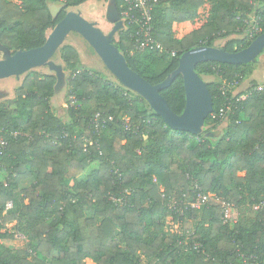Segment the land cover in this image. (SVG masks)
<instances>
[{
  "label": "trees",
  "instance_id": "1",
  "mask_svg": "<svg viewBox=\"0 0 264 264\" xmlns=\"http://www.w3.org/2000/svg\"><path fill=\"white\" fill-rule=\"evenodd\" d=\"M18 1L0 0V42L12 51L39 47L65 12L53 18L47 0ZM54 1L78 6L87 0ZM205 1L151 0L153 35L161 50L133 51L131 27L114 43L128 65L155 84L177 67L184 51L243 34L249 14L264 31V0H214L205 24L174 38L172 23L195 20ZM117 5L121 12V0ZM250 42L230 38L223 47L236 51ZM61 52L66 66L77 63L73 47ZM144 54L171 58L146 75L140 70ZM195 70L217 78L207 83L213 109L205 126L211 130L226 121L220 137L172 129L140 95L87 69L68 80L72 101H66L63 120L50 102L55 78L27 74L14 99L0 103V136L6 141L0 149V174H6L0 180V229L15 222L14 232H0V239L19 234L27 242L18 249L0 243V264H85L86 258L94 264H143L141 256L146 264H224L236 260L237 248L264 258L262 212L251 209L264 200V90L244 100L238 98L250 87L233 93L250 73V63L206 61ZM160 93L174 112L183 110L181 76ZM92 100L96 105L88 107ZM228 104L223 118L213 117ZM96 111L113 116L98 131L90 125ZM84 139L93 143L84 145ZM194 185L212 195L198 211L188 206ZM221 200L241 208L243 216L222 223ZM167 217L180 224L179 232L165 230ZM193 240L206 254L186 247L184 242Z\"/></svg>",
  "mask_w": 264,
  "mask_h": 264
},
{
  "label": "water",
  "instance_id": "2",
  "mask_svg": "<svg viewBox=\"0 0 264 264\" xmlns=\"http://www.w3.org/2000/svg\"><path fill=\"white\" fill-rule=\"evenodd\" d=\"M104 17L86 19L78 6H68L65 2L47 0V7L51 16L56 17L61 10L65 12L63 18L46 32L45 42L36 48L12 51L0 42V80L14 77L16 84L11 87L0 85V101L9 99L14 94V87L22 84L26 75L41 66H47L55 78L54 93L50 99L52 106L61 105L67 90V72L65 62L53 61L52 57L63 45L73 47L67 40L69 33L79 34L101 58L105 67L123 87L140 95L148 104V110L159 115L172 129L202 134L204 137L217 138L223 135L227 122H222L217 128L206 130L205 121L213 109V99L208 90V79H203L195 70L199 63L216 61L228 64H246L256 61V57L264 50V31L259 33L244 48L236 51L224 49V43L230 39H241L239 34H230L211 45H198L184 51L178 57L177 67L161 82L152 84L137 71L132 69L124 53L114 43L119 40V33L127 30L125 19L121 17L117 0L105 1ZM73 42V41H72ZM257 69L256 76L243 81L236 92L247 90L253 84L264 85L262 75ZM181 76L185 93V105L180 113L174 112L160 91L168 87L175 77ZM245 83V86L243 85Z\"/></svg>",
  "mask_w": 264,
  "mask_h": 264
},
{
  "label": "rangeland",
  "instance_id": "3",
  "mask_svg": "<svg viewBox=\"0 0 264 264\" xmlns=\"http://www.w3.org/2000/svg\"><path fill=\"white\" fill-rule=\"evenodd\" d=\"M7 1H13L17 4H20V1H18V0H7ZM105 1L106 0H87L86 2L80 4L79 9L82 12V16H84L86 19H89V20H91L93 18L98 19V17L103 18L104 17V10L106 7ZM213 2H214V0H206L205 3L200 7L201 9H199L198 17L195 19L199 23V25L197 27H199V26L201 27L203 24H205L208 21L210 15H211V7H212ZM240 36H242V35H240ZM218 39H220V38H217L216 41ZM67 40H69V41L72 40L73 42L71 41V44L80 51V54L77 53V55H78L77 63L71 65L70 67L66 66V64H65V70L68 74L67 75V81L69 80L71 74L74 71L87 69V70H91V71L96 72L103 79H106L107 81H110L113 84H118L117 80L114 78L112 73L105 67L101 58L97 55V53L93 50V48L79 34L71 32L67 36ZM64 46H66V45H63L62 47H64ZM62 47L52 57L53 61H55V62L61 61V59H62V55H61ZM169 58H171L170 55L167 56V60L165 61V60H160L153 55L144 54V55L140 56V59H141L140 70H142L146 75H150L152 73L158 72L163 67H165V65L169 61L168 60ZM250 69H251L250 73L249 72L246 73L243 81H246L248 78L253 77L256 74L257 69L260 70V72H261V74L257 73V75L258 76L262 75V73L264 72V50L256 57L255 62L250 63ZM45 72L50 73L48 67L47 66H41V67H38V68L30 71L28 74L33 75V74L37 73V74L45 75L46 74ZM201 77L203 79H208L210 81H216L217 80L216 76H214V75H204L203 74V75H201ZM242 82L238 85V87L236 89H233V93H236L237 89H239ZM6 84L8 85V87L9 86L13 87L16 84L15 78L11 77V78L0 80V85L3 86ZM19 85L20 84H18L14 87V92H15V89ZM243 85L245 86V83ZM256 85H260V84H256ZM12 99H14V94L9 99L1 100L0 103L10 101ZM67 99L72 101L71 97L68 96V87H67L66 93H65L64 98H63V103L60 102L61 105H58L55 107L52 106V109H54L56 111V113L63 120L68 119L66 116V113H65L66 112L65 107H66ZM95 105H96V101L92 100L88 104V107H94ZM5 177H6L5 172L0 174V180L1 181H3ZM28 184H29V181L24 182L21 185V187H25ZM235 209H236L235 212L238 214L237 216L239 218L241 216H243V211L241 208H235ZM236 213H235L234 217L236 216ZM14 224H15L14 221L8 222L4 227H2L0 229V232L7 231L8 233H13L14 232ZM165 230L169 231V232H179L181 230V227H180V224L178 222L173 220L171 217H167ZM26 242H27V240L22 235H19V234L10 238V239H0L1 245L9 247L11 249L24 248L26 246ZM141 258H142V263L146 264L147 260L145 258H143V256H141ZM85 264H94V263L91 259L86 258Z\"/></svg>",
  "mask_w": 264,
  "mask_h": 264
},
{
  "label": "built area",
  "instance_id": "4",
  "mask_svg": "<svg viewBox=\"0 0 264 264\" xmlns=\"http://www.w3.org/2000/svg\"><path fill=\"white\" fill-rule=\"evenodd\" d=\"M121 12L120 15L125 19L127 29L131 27L130 37L134 40L135 48L133 51L145 52L151 50H161L160 44L156 41L153 35V23H152V3L151 0H121ZM239 18V17H237ZM259 18L249 14L248 17L243 19V27L241 34L244 38L248 40H253L259 33L260 27L258 25ZM238 81L234 80L231 83V86H237ZM264 90V85H254L251 86L244 94L240 95L238 100H244L254 91ZM230 104L228 106H222L219 108L216 114H213V117L223 118L227 113ZM113 116H107L99 111L94 112L90 125L95 129L99 130L104 127L108 120H112ZM125 128L130 129V124L128 118H125ZM85 144H92L93 142L89 139H84ZM6 146V141L2 136H0V149H4ZM194 190H196L195 197L188 203V206L193 210H201L203 207L207 206L211 194L203 192L197 185H194ZM120 201L119 198H117ZM220 203V217L222 223L232 224L237 221V213L235 212V206H233L229 201L221 200ZM7 207L11 206V203L8 202ZM252 211L262 212L260 221L264 224V200H260L254 203L251 206ZM236 213V216L234 217ZM186 247L193 248L194 250L206 254L203 245L198 241H192L191 243H186ZM192 244V245H191ZM191 245V246H190ZM224 264H264V258L259 257L255 253H248L242 251L240 248H237L236 260L230 262H224Z\"/></svg>",
  "mask_w": 264,
  "mask_h": 264
},
{
  "label": "crops",
  "instance_id": "5",
  "mask_svg": "<svg viewBox=\"0 0 264 264\" xmlns=\"http://www.w3.org/2000/svg\"><path fill=\"white\" fill-rule=\"evenodd\" d=\"M201 9V8H199ZM199 9H198V14H199ZM199 25L197 20L193 21H182V22H173L172 23V32H173V37L180 39L184 37L186 34L190 33L191 31L198 29L197 27Z\"/></svg>",
  "mask_w": 264,
  "mask_h": 264
}]
</instances>
